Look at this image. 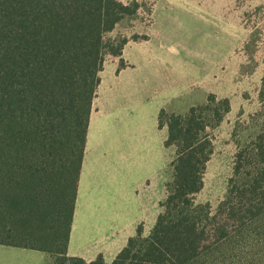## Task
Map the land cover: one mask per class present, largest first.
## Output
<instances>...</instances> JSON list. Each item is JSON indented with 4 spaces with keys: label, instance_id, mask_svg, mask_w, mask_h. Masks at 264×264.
I'll return each instance as SVG.
<instances>
[{
    "label": "trees",
    "instance_id": "16d2710c",
    "mask_svg": "<svg viewBox=\"0 0 264 264\" xmlns=\"http://www.w3.org/2000/svg\"><path fill=\"white\" fill-rule=\"evenodd\" d=\"M136 11L120 0H0V245L52 264H106L68 248L105 52H122L105 35ZM215 102L168 118L176 159L162 212L111 264H264V126L216 212L195 203L214 150L204 113L218 124L229 110Z\"/></svg>",
    "mask_w": 264,
    "mask_h": 264
},
{
    "label": "rangeland",
    "instance_id": "374dc122",
    "mask_svg": "<svg viewBox=\"0 0 264 264\" xmlns=\"http://www.w3.org/2000/svg\"><path fill=\"white\" fill-rule=\"evenodd\" d=\"M120 1L137 11L105 35L122 52L107 48L99 74L86 154L90 194L78 219V232L102 228L112 242L140 227L149 236L162 212L174 181L171 115L204 107L210 96L212 108L229 102L218 124L204 113L214 150L195 203L214 213L239 181L237 165L240 177L250 170L264 126V0ZM3 250L0 264H10ZM26 252L35 256L21 264H50L46 254Z\"/></svg>",
    "mask_w": 264,
    "mask_h": 264
},
{
    "label": "crops",
    "instance_id": "0c3cea01",
    "mask_svg": "<svg viewBox=\"0 0 264 264\" xmlns=\"http://www.w3.org/2000/svg\"><path fill=\"white\" fill-rule=\"evenodd\" d=\"M150 38V37H149ZM92 130V119L90 120L89 129H88V136H87V144H86V151L83 160V166L79 181V189L77 194V201H76V208L75 214L72 224L71 230V237L69 242L68 248V255L71 257H78L82 258L87 262H92L97 259L98 256H103L106 264H111L116 256L121 252L122 249L127 245L130 238L134 237L132 235V231L128 230L127 234L123 236V238L119 241H113L109 239L108 236L111 234H102L98 228L95 229L92 227L81 228V231L78 232V219L80 214V208L82 205V197L88 196L90 194L89 188L87 186L88 176L86 175V154L88 153V137L90 139V134ZM82 223V218L80 221V225ZM137 227H135V230ZM106 237V238H105ZM0 247L4 248L3 255L4 257L2 260L6 258L11 259L10 264H21L20 262L23 261H30V259L35 256L33 253H28L26 251H36V250H29V249H22V248H15L0 245ZM8 249V250H7ZM38 253L46 254L50 258V264H52V258L49 254L36 251ZM47 264V263H46Z\"/></svg>",
    "mask_w": 264,
    "mask_h": 264
}]
</instances>
